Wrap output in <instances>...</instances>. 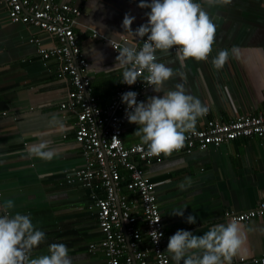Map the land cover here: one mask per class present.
Instances as JSON below:
<instances>
[{"label":"crops","instance_id":"obj_1","mask_svg":"<svg viewBox=\"0 0 264 264\" xmlns=\"http://www.w3.org/2000/svg\"><path fill=\"white\" fill-rule=\"evenodd\" d=\"M55 1L79 11L73 33L88 63L90 93L102 107L128 63L124 52L137 43L158 0ZM33 37L45 49L54 43L37 29L10 23L0 0V113H6L0 117V264H21L5 238L4 214L27 250L25 264H105L88 191L66 185L62 176L83 166L74 116L58 110L70 86L55 61L39 58ZM155 53L158 83L123 129L124 145L172 135L178 127L264 114V0H191L169 44ZM141 168L154 184L170 264L239 258L259 264L250 261L264 256V217L232 223L222 214L264 200V139L167 155ZM120 175L126 182L127 173ZM126 196L139 218L137 197ZM146 246L141 236L139 247Z\"/></svg>","mask_w":264,"mask_h":264},{"label":"built area","instance_id":"obj_2","mask_svg":"<svg viewBox=\"0 0 264 264\" xmlns=\"http://www.w3.org/2000/svg\"><path fill=\"white\" fill-rule=\"evenodd\" d=\"M191 0H158L143 20L140 38L130 51H125L128 63L118 87L108 102L99 107L90 93V80L86 74L88 63L80 51L73 33V22L78 9L55 0H1L7 19L37 29L54 40L48 49L41 47L37 38L29 43L36 47L39 58L57 63L59 77H66L70 89L58 104L63 114L73 115V137L81 151L83 166L65 171L66 185H76L88 191L97 229L98 243L105 264H170L162 247L163 225L157 207L154 184L145 175L141 165L159 162L163 156L190 154L208 147L233 142L240 138L264 139V114L245 115L226 123L207 121L201 128L178 127L168 136L159 135L142 143L124 145L121 136L132 115L143 105L145 93L158 83L161 66L156 49L169 44L173 28L182 19ZM92 38L99 35L92 33ZM118 45L111 50L117 53ZM174 50V49H172ZM0 113V117L5 116ZM120 170L127 173L123 182ZM121 187L125 193L118 194ZM97 192L101 196H97ZM137 197L139 218L132 215L133 201L126 195ZM223 219L232 223H245L264 217V200L244 212L225 211ZM5 238L12 243L16 260L25 264L27 250L18 240V229L13 220L3 215ZM137 219L141 227L136 226ZM141 236L146 247L140 248ZM94 245L89 246L93 250ZM251 263L264 264V256L251 259ZM224 264V263H222ZM235 264H246L239 258Z\"/></svg>","mask_w":264,"mask_h":264}]
</instances>
